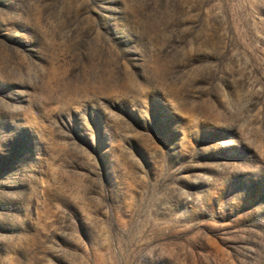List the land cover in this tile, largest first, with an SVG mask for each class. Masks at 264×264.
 <instances>
[{"label": "rangeland", "instance_id": "374dc122", "mask_svg": "<svg viewBox=\"0 0 264 264\" xmlns=\"http://www.w3.org/2000/svg\"><path fill=\"white\" fill-rule=\"evenodd\" d=\"M0 264H264V0H0Z\"/></svg>", "mask_w": 264, "mask_h": 264}]
</instances>
